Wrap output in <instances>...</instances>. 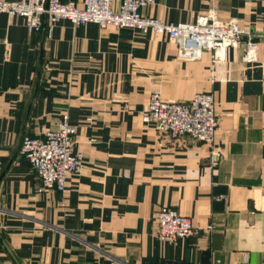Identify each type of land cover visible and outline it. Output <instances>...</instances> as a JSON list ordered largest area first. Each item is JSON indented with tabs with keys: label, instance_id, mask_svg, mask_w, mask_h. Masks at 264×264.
Segmentation results:
<instances>
[{
	"label": "crops",
	"instance_id": "0c3cea01",
	"mask_svg": "<svg viewBox=\"0 0 264 264\" xmlns=\"http://www.w3.org/2000/svg\"><path fill=\"white\" fill-rule=\"evenodd\" d=\"M210 10L250 30L255 59L247 36L212 64L207 50L177 59L152 31L59 20L34 33L0 13V264H264V0H155L141 13L177 23ZM152 91L211 92L213 142L142 122ZM64 113L82 166L63 192L40 190L20 143ZM164 205L199 232L156 239Z\"/></svg>",
	"mask_w": 264,
	"mask_h": 264
},
{
	"label": "built area",
	"instance_id": "2783aa9c",
	"mask_svg": "<svg viewBox=\"0 0 264 264\" xmlns=\"http://www.w3.org/2000/svg\"><path fill=\"white\" fill-rule=\"evenodd\" d=\"M0 0V13L20 16L30 32L49 31L59 20H68L74 26L94 23L100 28H130L143 34L152 31L164 35L176 47L179 60H197L202 52H210L211 63L223 62L229 48L244 43V60L255 59L256 43L248 28L236 19L222 21L214 10L198 16L194 22H168L143 15L141 9L155 0ZM212 77V81H214ZM142 122L153 123L154 128L171 138L189 136L204 143H212L217 128L215 98L211 92H197L184 102L165 101L159 91H152L147 99ZM76 126L62 114L56 125L41 137L24 136L20 153L28 160L40 181V190L63 192L67 177L78 172L82 156L73 150ZM155 237L173 242L196 235L199 229L190 218L174 208L160 206L155 216ZM211 229V226L208 227Z\"/></svg>",
	"mask_w": 264,
	"mask_h": 264
}]
</instances>
